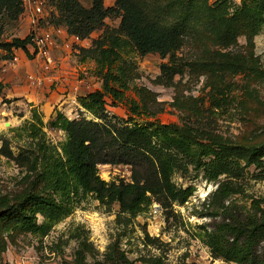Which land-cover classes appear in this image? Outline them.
Segmentation results:
<instances>
[{
    "label": "rangeland",
    "instance_id": "1",
    "mask_svg": "<svg viewBox=\"0 0 264 264\" xmlns=\"http://www.w3.org/2000/svg\"><path fill=\"white\" fill-rule=\"evenodd\" d=\"M45 1L48 21L64 26L58 0ZM79 1L85 7L91 3ZM135 1L148 19L178 30L171 54L181 71L161 70L170 54H123L112 66L115 74L119 66L124 67L121 79L125 87L114 84L124 94L116 105L107 99L111 121L186 123L205 141L264 148V20L257 30L254 19L240 11L241 0ZM103 2L105 6L114 4V0ZM28 17L24 1L18 18L0 17V42L27 35ZM104 22L116 29L119 16L109 15ZM101 31L91 32V45ZM21 50L14 49L18 59L14 60L0 48V197L10 201L24 190L40 187L18 156L27 138L17 127L31 119V107L41 115L46 138L59 144L65 139L64 131L49 125L56 111L69 119L81 112L91 117L77 97L102 84L91 53L83 48L69 53L58 47L53 52L55 63L47 71ZM33 73L43 76L40 83H30L28 74ZM77 78L85 82L80 90L73 89ZM133 102L146 113H133ZM4 140L9 150L2 147ZM250 156L233 153L236 164L232 171L239 173H221L218 178L240 186L242 192L234 195L239 203L249 205L253 197L264 206V153L247 162ZM177 159L180 164L173 168L170 179L178 187L192 189L183 203L157 195L133 215L118 201L100 202L86 195L44 235L13 231L7 226L8 218L0 219V264L72 263L78 248L86 264H240L213 256L198 236V225L209 220L201 216L203 201L216 185L207 179L210 167L195 166L180 155ZM204 160L208 162L209 157ZM98 173L105 181L130 180L127 164H99Z\"/></svg>",
    "mask_w": 264,
    "mask_h": 264
},
{
    "label": "trees",
    "instance_id": "2",
    "mask_svg": "<svg viewBox=\"0 0 264 264\" xmlns=\"http://www.w3.org/2000/svg\"><path fill=\"white\" fill-rule=\"evenodd\" d=\"M58 4L69 32L86 37L95 29H102L93 45L83 48V52L91 53L101 74V88L77 97L80 107L91 117L81 112L69 119L62 111H56L49 125L64 131L65 139L59 144L46 138L41 115L35 106L31 107V119H25L17 127L27 138L18 156L28 164L40 187L24 190L12 201L0 197V219L8 218L7 226L13 231L44 235L86 195L100 202L118 201L124 211L133 215L151 204L157 195L159 199L163 196L183 203L192 189L178 187L170 179L173 168L180 164L177 159L180 155L195 166L210 167L206 169L207 179L216 183L203 201L205 211L201 216L209 220L198 225L199 239L215 257L240 264H264V206L253 197L249 205L239 203L234 195L242 192L240 186L231 179L218 178L221 173L233 176L239 173L232 171L236 164L233 153L250 154L249 162L264 153V148L205 141L186 123L158 120L140 123L129 119L112 122L106 112L107 99L109 104L116 105L124 96L123 90L114 85L125 87L121 79L124 67L119 66L117 74L112 72V66L123 54L129 51L170 54L169 64H161V70L181 71L171 54L178 41V30L148 19L135 0H114L111 6H105L103 0H91L88 7L79 0H58ZM22 6L23 0H0V17L15 20ZM240 11L254 19L258 30L264 20V0H241ZM109 15L119 16L116 29L106 26L104 19ZM28 41V35L13 37L0 42V48L11 58L17 48L31 57L26 48ZM132 106L133 113H146L139 111L136 103ZM2 147L9 150L7 140ZM206 157L208 162L204 160ZM99 164L129 165L130 180L105 181L99 176ZM37 215L42 216L40 221ZM63 264H86L82 249L75 251L72 263Z\"/></svg>",
    "mask_w": 264,
    "mask_h": 264
},
{
    "label": "built area",
    "instance_id": "3",
    "mask_svg": "<svg viewBox=\"0 0 264 264\" xmlns=\"http://www.w3.org/2000/svg\"><path fill=\"white\" fill-rule=\"evenodd\" d=\"M24 1L25 9H28L29 17L26 22L29 25L27 35L29 41L26 44L28 52L32 55L35 62H39L40 68L47 71L50 70L55 63L53 52L58 48H62L69 53H78L82 48H87L91 45V33L86 37H81L77 34L68 31L66 25L51 23L48 21L47 5L45 0H26ZM23 51V50H21ZM25 53V51H24ZM14 60H18L17 56H13ZM42 75L37 73L28 74L30 83H40ZM82 80L76 79V84L73 89L80 90Z\"/></svg>",
    "mask_w": 264,
    "mask_h": 264
},
{
    "label": "crops",
    "instance_id": "4",
    "mask_svg": "<svg viewBox=\"0 0 264 264\" xmlns=\"http://www.w3.org/2000/svg\"><path fill=\"white\" fill-rule=\"evenodd\" d=\"M24 54V53H23ZM26 56V54H24Z\"/></svg>",
    "mask_w": 264,
    "mask_h": 264
}]
</instances>
